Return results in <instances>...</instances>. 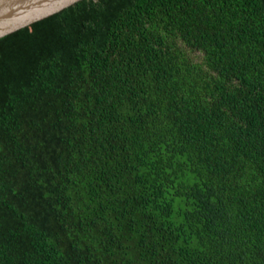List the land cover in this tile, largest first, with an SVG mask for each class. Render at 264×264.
Listing matches in <instances>:
<instances>
[{"label": "trees", "instance_id": "16d2710c", "mask_svg": "<svg viewBox=\"0 0 264 264\" xmlns=\"http://www.w3.org/2000/svg\"><path fill=\"white\" fill-rule=\"evenodd\" d=\"M0 264H264V0H83L0 39Z\"/></svg>", "mask_w": 264, "mask_h": 264}, {"label": "water", "instance_id": "95a60500", "mask_svg": "<svg viewBox=\"0 0 264 264\" xmlns=\"http://www.w3.org/2000/svg\"><path fill=\"white\" fill-rule=\"evenodd\" d=\"M83 0H0V39Z\"/></svg>", "mask_w": 264, "mask_h": 264}, {"label": "rangeland", "instance_id": "374dc122", "mask_svg": "<svg viewBox=\"0 0 264 264\" xmlns=\"http://www.w3.org/2000/svg\"><path fill=\"white\" fill-rule=\"evenodd\" d=\"M195 56L198 57V53H195Z\"/></svg>", "mask_w": 264, "mask_h": 264}]
</instances>
